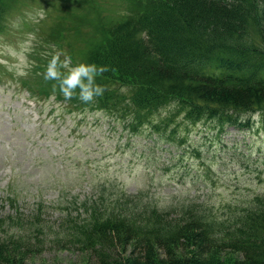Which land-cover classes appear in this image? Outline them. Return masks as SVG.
Masks as SVG:
<instances>
[{
    "label": "rangeland",
    "instance_id": "obj_1",
    "mask_svg": "<svg viewBox=\"0 0 264 264\" xmlns=\"http://www.w3.org/2000/svg\"><path fill=\"white\" fill-rule=\"evenodd\" d=\"M139 1L1 0L0 236L20 232L16 220L38 211L57 228L101 190L108 199L109 192L141 193L171 214L183 202H204L217 222L264 195V124L257 111L242 112L249 117L246 126L220 127L214 117L187 118L169 98L146 111L149 120L138 122L135 134L107 111L66 99L57 81L44 79L56 52L73 64L88 62L105 32L138 10ZM40 9L43 18L36 15ZM255 29L249 27L242 44L263 58ZM52 238L18 252L28 264H86L88 252ZM219 257L218 264L242 261L228 250Z\"/></svg>",
    "mask_w": 264,
    "mask_h": 264
},
{
    "label": "trees",
    "instance_id": "obj_2",
    "mask_svg": "<svg viewBox=\"0 0 264 264\" xmlns=\"http://www.w3.org/2000/svg\"><path fill=\"white\" fill-rule=\"evenodd\" d=\"M139 2L89 54L88 62L108 70L96 78L104 94L87 104L135 134L137 123L149 120L146 111L169 98L194 120L214 117L220 127H243L249 117L242 112L257 111L264 124V57L242 44L249 27L264 43V0ZM107 195L101 190L85 198L57 228L40 211L16 220L21 231L0 236V264H28L18 250L40 247L46 236L88 252L86 264H218L225 250L240 253L239 264H264V195L223 222L200 201L183 202L171 214L141 193Z\"/></svg>",
    "mask_w": 264,
    "mask_h": 264
},
{
    "label": "clouds",
    "instance_id": "obj_3",
    "mask_svg": "<svg viewBox=\"0 0 264 264\" xmlns=\"http://www.w3.org/2000/svg\"><path fill=\"white\" fill-rule=\"evenodd\" d=\"M36 15L43 18L46 13L40 9L36 11ZM107 70L106 65H97L95 62L82 61L73 64L71 57L64 56L61 59V53L56 52L49 60L43 76L45 80L57 81L59 90L66 99L78 96L87 104L104 94L105 86L98 83L96 78ZM259 117L260 113L257 112L255 118L259 119Z\"/></svg>",
    "mask_w": 264,
    "mask_h": 264
}]
</instances>
